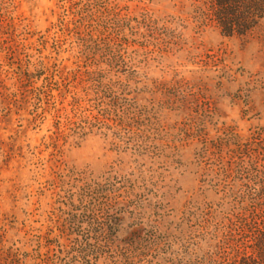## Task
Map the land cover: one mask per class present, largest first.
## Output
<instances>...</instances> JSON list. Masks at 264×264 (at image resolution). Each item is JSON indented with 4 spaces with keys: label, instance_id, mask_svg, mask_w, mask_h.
I'll list each match as a JSON object with an SVG mask.
<instances>
[{
    "label": "rangeland",
    "instance_id": "obj_1",
    "mask_svg": "<svg viewBox=\"0 0 264 264\" xmlns=\"http://www.w3.org/2000/svg\"><path fill=\"white\" fill-rule=\"evenodd\" d=\"M198 5L0 0V264L235 254L264 192V23L224 35Z\"/></svg>",
    "mask_w": 264,
    "mask_h": 264
},
{
    "label": "trees",
    "instance_id": "obj_2",
    "mask_svg": "<svg viewBox=\"0 0 264 264\" xmlns=\"http://www.w3.org/2000/svg\"><path fill=\"white\" fill-rule=\"evenodd\" d=\"M195 11L205 21L214 22L224 35H246L264 23V0H202ZM257 200L261 212L252 223L242 227L244 235L235 254L223 258L219 264H264V192L258 194ZM81 246L92 245L86 241Z\"/></svg>",
    "mask_w": 264,
    "mask_h": 264
}]
</instances>
